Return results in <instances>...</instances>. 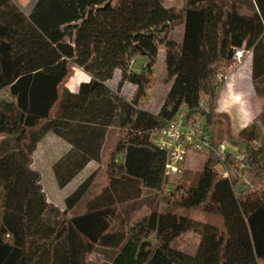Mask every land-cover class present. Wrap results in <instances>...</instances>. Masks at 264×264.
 I'll list each match as a JSON object with an SVG mask.
<instances>
[{
    "label": "trees",
    "instance_id": "obj_1",
    "mask_svg": "<svg viewBox=\"0 0 264 264\" xmlns=\"http://www.w3.org/2000/svg\"><path fill=\"white\" fill-rule=\"evenodd\" d=\"M109 1L36 0L27 13L29 0H0V264H260L264 113L238 132L217 101L225 84L218 77H228L238 49H257L260 97L264 0H253L248 15L242 0ZM138 59L146 60L140 70L132 68ZM76 69L91 80L72 92L66 84ZM158 82L169 92L154 113L146 100ZM182 114L217 148L228 143L237 153L224 162L206 153L194 179L166 177L167 154L153 137ZM111 128L106 186L69 218L97 172L62 210L48 200L33 154L49 133L71 145L54 165L63 190L102 163ZM187 232L201 237L195 256L172 248Z\"/></svg>",
    "mask_w": 264,
    "mask_h": 264
},
{
    "label": "rangeland",
    "instance_id": "obj_2",
    "mask_svg": "<svg viewBox=\"0 0 264 264\" xmlns=\"http://www.w3.org/2000/svg\"><path fill=\"white\" fill-rule=\"evenodd\" d=\"M36 0H31L28 2V6L26 8V12L28 13L31 10L32 5L35 3ZM167 3H172L173 5L177 4L176 0H166ZM244 11V10H243ZM242 11V12H243ZM172 37H177V31L172 34ZM245 59V58H244ZM244 59L241 60V62L235 61L229 68H228V84H231V87L225 85L221 89L217 101V107L218 111L220 113H226L230 116L234 129L238 132L242 131L243 129L250 126V124H245V120H243V123H241V119L235 118L233 114L235 113H242L247 115V113L253 111L261 112L262 106H264V91H263V84L262 82L259 83L258 88L260 89V97H252L254 91V87L252 84V78L251 74L248 73L247 70H245L247 67L240 68L242 63L244 62ZM146 62V60H144ZM143 62H138L136 60L135 67L140 70ZM158 68V67H157ZM157 68L155 69L157 76ZM238 73H240V79L242 82L236 81L235 77ZM91 80V76L85 73L81 69H76L75 74L73 77L67 82L66 87L72 91L77 92L80 85L83 83H88ZM227 80V78H226ZM236 81V82H235ZM127 89H131L130 85L125 86ZM253 90V91H252ZM231 92L230 95L233 97V106L229 111L227 112L224 110V108H219V101L220 99L225 96L224 93ZM239 107V109L237 108ZM222 109V110H221ZM250 110V111H249ZM257 119L255 121H260L259 114L256 115ZM240 117V116H238ZM116 136V131L113 130L110 135L109 143L106 147L105 151V158L104 160L107 161V156L109 153V150L113 144L114 137ZM264 136V134H263ZM5 137L0 135V142ZM65 144L57 139V137L53 133L47 134V136L43 139V141L38 145L37 151L33 154V164L32 168L36 171H38L42 176V185L44 187L45 194L47 195L48 200L59 207L62 210H65L66 203L65 200L68 196H70L78 187V184L80 183L81 179H77L71 186L67 187L64 190H61L58 186L55 174H54V165L62 158L61 154L65 150ZM231 151L234 153H237V149L230 146ZM206 153H191L188 156L187 161L182 166L183 174L181 176L173 177V179H180L183 177L192 178L197 175V173L203 169L204 161L206 160ZM191 179V180H193ZM107 183V176H106V170L100 168L99 171H97V177L94 185L90 189V192H88V195L84 199V201L77 206L70 214L69 218L77 215L84 214L86 210V205L88 202H90L92 199L98 196L102 192V188ZM180 213L187 215L191 218H194L196 220L210 222L213 224H219V219L207 215L203 212L199 211H192V210H180ZM199 241V238L195 232H187L179 237L177 240H175L177 247H183L185 249L194 251L197 243ZM93 262L97 263V256L93 255L90 257ZM260 264H264V260H260Z\"/></svg>",
    "mask_w": 264,
    "mask_h": 264
},
{
    "label": "built area",
    "instance_id": "obj_3",
    "mask_svg": "<svg viewBox=\"0 0 264 264\" xmlns=\"http://www.w3.org/2000/svg\"><path fill=\"white\" fill-rule=\"evenodd\" d=\"M246 55L247 52L244 49H238L235 53V60L241 62ZM135 65L136 61L134 60L132 62L133 69L136 68ZM218 79L221 83L226 81L222 75ZM153 138L167 154L165 176L171 178L183 174L182 166L191 153L212 152L219 156L222 162L225 161L228 153H234L228 143H223L217 148L211 139V133L206 131L201 124L188 123L184 114L170 122L166 129L156 133ZM223 177H229L226 170L223 171Z\"/></svg>",
    "mask_w": 264,
    "mask_h": 264
},
{
    "label": "crops",
    "instance_id": "obj_4",
    "mask_svg": "<svg viewBox=\"0 0 264 264\" xmlns=\"http://www.w3.org/2000/svg\"><path fill=\"white\" fill-rule=\"evenodd\" d=\"M31 0H29L30 2ZM165 4L169 5V6H172L173 4L172 3H167L166 0H164ZM29 4V3H28ZM28 4L24 7V10L26 11V8L28 6ZM240 9H241V13L242 14H251L252 12H254L256 10L255 6H254V2L253 0H242V2L240 3ZM244 10V11H243ZM243 11V12H242ZM257 49L256 48H253L252 50H250L249 52H247V55L244 59V62L242 63L241 67L240 68H243V67H247L245 70H247V73H248V77H249V74H251V78H252V84H253V89L255 91V93H253L252 97H258L259 98V95L257 94V91H256V88H255V83H254V71H255V61L257 59V56H258V53L256 51ZM260 56V55H259ZM145 59H138V62H145L144 61ZM264 62V61H263ZM262 67V66H261ZM264 67V65H263ZM237 74V73H236ZM262 78H264V74L262 75ZM235 80L236 81H239V82H242V80L240 79V73H238L235 77ZM235 81V82H236ZM225 85L229 86V88L231 87V84L229 85L228 84V77H227V80L225 81ZM263 87H264V83H263ZM253 91V90H252ZM264 91V89H263ZM168 92H169V86L168 85H165V84H162L160 82H158V84L155 86V88L153 89V91L151 92L149 98L146 100V105H147V108L154 112V113H158L168 95ZM231 93V92H230ZM229 92L226 91V93H224L225 96H223L220 101H219V108H224V110H226L227 112L229 111V109L232 108L233 106V97L230 95ZM237 108V107H236ZM239 109V107L237 108ZM222 110V109H221ZM250 111V110H249ZM264 113V106H262L261 108V112H255L252 110V112H249L247 113V115L245 114H242L241 112L240 113H235L233 114V116L235 118H239L241 119V123H243V120H245V124L247 123L252 125V124H257L259 123V121H255L257 119V114H259V117L261 118V115ZM240 116V117H238ZM115 130L116 131V135H117V129L115 128H111L108 132V135H107V139H106V142H105V145H104V149H103V153H102V157H103V161L101 164L97 163V162H92L90 163L86 168L85 170H83L76 178L75 180H73V182L69 185L71 186L77 179H81L80 183L78 184V187L90 176L92 175L93 173L99 171L100 168L104 169V170H107L106 168V161L104 160L105 158V151H106V147L109 143V140H110V135L112 133V131ZM57 137V136H56ZM116 138V136L114 137ZM57 139L61 142H63L65 144V150L64 152L61 154V157L65 156L70 150H71V145H69L67 142H65L64 140H62L61 138L57 137ZM115 140V139H114ZM113 140V142H114ZM154 140V138H153ZM191 157V155H190ZM96 181V180H95ZM95 183V182H94ZM94 185V184H93ZM68 186V187H69ZM106 185H104L105 187ZM77 187V188H78ZM103 187V188H104ZM102 188V189H103ZM66 189V188H65ZM64 190V189H63ZM75 192V191H74ZM90 192V191H89ZM88 195V194H87ZM99 195V194H98ZM69 197V196H68ZM67 197V198H68ZM66 198V199H67ZM84 201V200H83ZM82 201V202H83ZM81 202V203H82ZM65 203H66V200H65ZM79 203L78 206L81 204ZM66 205V204H65ZM87 207V205H86ZM87 210V209H86ZM184 236V234H183ZM198 238H199V241L197 243V246L195 248L194 251H191V250H188V249H185L183 247H177L176 246V243L175 241L173 242L172 244V248L175 249V250H178L180 252H183V253H186L190 256H195L198 252V249H199V246H200V243H201V237L197 234ZM90 261L92 262V259H90Z\"/></svg>",
    "mask_w": 264,
    "mask_h": 264
},
{
    "label": "water",
    "instance_id": "obj_5",
    "mask_svg": "<svg viewBox=\"0 0 264 264\" xmlns=\"http://www.w3.org/2000/svg\"><path fill=\"white\" fill-rule=\"evenodd\" d=\"M113 2V0H110L108 4H111Z\"/></svg>",
    "mask_w": 264,
    "mask_h": 264
}]
</instances>
